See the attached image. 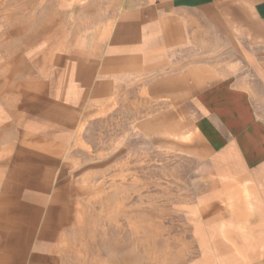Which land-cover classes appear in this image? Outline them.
<instances>
[{
    "label": "rangeland",
    "instance_id": "1",
    "mask_svg": "<svg viewBox=\"0 0 264 264\" xmlns=\"http://www.w3.org/2000/svg\"><path fill=\"white\" fill-rule=\"evenodd\" d=\"M103 2L0 0V107L10 114L0 123V264H43L25 257L26 228L41 226L50 264H186L197 255L198 201L212 184L196 96L244 73L234 14L245 12L221 6L216 24L212 9L189 6V41L164 65L117 74L93 92L59 83L114 15ZM58 88L82 100L68 117L56 116ZM39 192L48 218L22 216L32 207L23 195Z\"/></svg>",
    "mask_w": 264,
    "mask_h": 264
},
{
    "label": "crops",
    "instance_id": "2",
    "mask_svg": "<svg viewBox=\"0 0 264 264\" xmlns=\"http://www.w3.org/2000/svg\"><path fill=\"white\" fill-rule=\"evenodd\" d=\"M101 4L111 6L114 15L103 22L101 33L90 44L83 42L63 67L59 83L66 80L93 92L97 82L107 84L117 74L164 65L173 51L189 41L190 29L181 16L189 6L212 9L216 24L221 6L244 10L243 20L234 14L235 26L240 27L234 37L244 73L228 82H214L196 96V123L204 133L212 185L198 201L197 255L186 264H264V0H109ZM58 91L56 116L74 114L70 109H77L82 100ZM9 118L0 107V123ZM55 135L67 137L59 130ZM47 185L46 178L40 181V186ZM25 195L23 200L32 207L22 216L47 219L51 208L47 192ZM26 235L25 257L43 264L54 261L53 246L42 226L37 231L27 227Z\"/></svg>",
    "mask_w": 264,
    "mask_h": 264
}]
</instances>
